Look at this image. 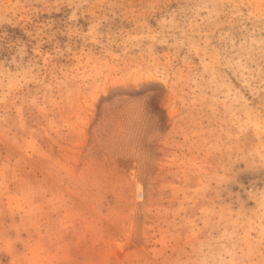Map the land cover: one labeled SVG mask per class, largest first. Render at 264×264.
Segmentation results:
<instances>
[{
  "label": "rangeland",
  "instance_id": "obj_1",
  "mask_svg": "<svg viewBox=\"0 0 264 264\" xmlns=\"http://www.w3.org/2000/svg\"><path fill=\"white\" fill-rule=\"evenodd\" d=\"M0 264H264V0H0Z\"/></svg>",
  "mask_w": 264,
  "mask_h": 264
}]
</instances>
